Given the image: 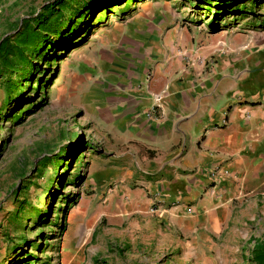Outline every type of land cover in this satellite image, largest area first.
Instances as JSON below:
<instances>
[{
	"label": "rangeland",
	"instance_id": "rangeland-1",
	"mask_svg": "<svg viewBox=\"0 0 264 264\" xmlns=\"http://www.w3.org/2000/svg\"><path fill=\"white\" fill-rule=\"evenodd\" d=\"M57 1L0 0V42L13 40L23 22ZM223 1L105 0L104 10L81 18L67 6L70 21L42 43L34 62L38 72L18 80L9 101L0 79V264H237L240 256L246 258L241 264H253V240H264V200L245 210V224L238 225L245 237L237 250L228 243V228L194 249L187 237L184 246L161 244L163 224L156 215L145 216L157 202L145 212L144 195L130 201L108 194L119 169L110 161L114 140L98 112V83L105 74L98 61L113 53L101 52L106 36L154 10L164 13L165 28L183 34L175 49L194 53L184 56L186 68L200 66L198 73L209 75L225 66L217 78L235 81L247 71L255 80L250 85L259 86L264 0H232L237 11H220ZM45 156L56 160L39 164Z\"/></svg>",
	"mask_w": 264,
	"mask_h": 264
},
{
	"label": "crops",
	"instance_id": "crops-1",
	"mask_svg": "<svg viewBox=\"0 0 264 264\" xmlns=\"http://www.w3.org/2000/svg\"><path fill=\"white\" fill-rule=\"evenodd\" d=\"M165 19L161 11L146 12L106 36L101 51L113 53L98 61L105 70L98 112L119 169L108 194L130 201L144 195L145 212L157 202L145 216L163 224L161 244L184 246L187 237L194 249L228 228L237 250L245 210L264 200V80L256 87L247 71L235 81L217 78L225 66L209 75L198 73L200 66L186 68L184 56L194 53L175 49L184 36L165 28ZM152 110L158 120L147 116Z\"/></svg>",
	"mask_w": 264,
	"mask_h": 264
},
{
	"label": "trees",
	"instance_id": "trees-1",
	"mask_svg": "<svg viewBox=\"0 0 264 264\" xmlns=\"http://www.w3.org/2000/svg\"><path fill=\"white\" fill-rule=\"evenodd\" d=\"M72 2H75L73 4H76L75 8L70 5ZM103 3H106L105 0H59L43 7L30 22H23L22 29L17 31L13 40L4 39L0 42V79L7 95L6 101H9L11 94L17 93L18 80L21 81L25 77L30 78L38 72L39 67L35 66L34 62L41 56L39 53L40 46L47 41L52 33L60 31L70 21V16L65 15V8L70 6L71 12L74 14L82 12L79 13V18H81L87 12L93 13L94 11L104 10ZM232 4V0L223 1L220 11L222 9L228 11L230 8L233 9L230 11H237ZM92 5L97 7L96 10L89 9ZM77 29L78 26L75 29L70 28L69 31L75 32ZM47 65H49L48 61L45 67ZM12 72L18 74L15 81L10 77ZM53 160L55 162V156L52 159L45 156L39 164L45 165ZM253 241L255 243L250 251L249 261L253 264H264V240Z\"/></svg>",
	"mask_w": 264,
	"mask_h": 264
},
{
	"label": "built area",
	"instance_id": "built-area-1",
	"mask_svg": "<svg viewBox=\"0 0 264 264\" xmlns=\"http://www.w3.org/2000/svg\"><path fill=\"white\" fill-rule=\"evenodd\" d=\"M147 116H150V117H152L153 119H156V120H158V119H159V118H158V116H155V114H154L153 110H152V111H150V112H149V114H147Z\"/></svg>",
	"mask_w": 264,
	"mask_h": 264
}]
</instances>
